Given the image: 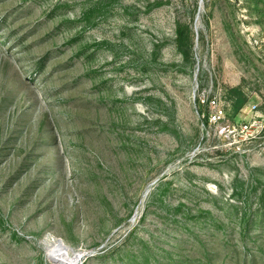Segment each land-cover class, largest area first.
Returning a JSON list of instances; mask_svg holds the SVG:
<instances>
[{"label":"rangeland","instance_id":"1","mask_svg":"<svg viewBox=\"0 0 264 264\" xmlns=\"http://www.w3.org/2000/svg\"><path fill=\"white\" fill-rule=\"evenodd\" d=\"M261 222L264 0H0V264H264Z\"/></svg>","mask_w":264,"mask_h":264},{"label":"trees","instance_id":"2","mask_svg":"<svg viewBox=\"0 0 264 264\" xmlns=\"http://www.w3.org/2000/svg\"><path fill=\"white\" fill-rule=\"evenodd\" d=\"M183 43H184V40H183V32H182V29L181 28H179L178 29V31H177V47H178V50H180V51H183L184 52V49H183V47H185V45H183ZM184 56L185 57H188V53H186V52H184ZM229 94L232 96V100H233V110H234V113L235 114H238L245 106H246V104L248 103V98L246 97V95L242 92V90L241 89H239V88H236V89H232V90H230V92H229ZM197 103L199 104V106L201 107V113H200V115L202 114H204V123H205V125L207 126L208 124H209V115H208V113H204V110H206L207 111V109H208V105H205V106H201V101L198 99L197 100ZM248 224V223H247ZM262 226H264L263 225V222H261V227ZM144 260H143V262L142 263H140V264H149V260L147 259V257L146 256H144ZM169 261H170V264L172 263V264H178V263H182V264H192L191 262L189 263V262H184V260H182V261H178L177 259H173V257H171L170 256V259H169ZM176 262V263H175ZM209 264H211V263H209Z\"/></svg>","mask_w":264,"mask_h":264},{"label":"bare ground","instance_id":"3","mask_svg":"<svg viewBox=\"0 0 264 264\" xmlns=\"http://www.w3.org/2000/svg\"><path fill=\"white\" fill-rule=\"evenodd\" d=\"M48 248L51 252L49 257L55 264H80L85 257L82 253L71 256L66 245L62 241H57L54 238H50Z\"/></svg>","mask_w":264,"mask_h":264},{"label":"built area","instance_id":"4","mask_svg":"<svg viewBox=\"0 0 264 264\" xmlns=\"http://www.w3.org/2000/svg\"><path fill=\"white\" fill-rule=\"evenodd\" d=\"M203 104H205V101H201ZM213 107L217 106V103L215 100L210 102ZM223 112L222 111H215L212 115H209L210 120L213 119V121H218L221 119ZM247 128V127H246Z\"/></svg>","mask_w":264,"mask_h":264},{"label":"water","instance_id":"5","mask_svg":"<svg viewBox=\"0 0 264 264\" xmlns=\"http://www.w3.org/2000/svg\"><path fill=\"white\" fill-rule=\"evenodd\" d=\"M95 254H96V253H91L90 255H87V256H86V259L94 257Z\"/></svg>","mask_w":264,"mask_h":264}]
</instances>
